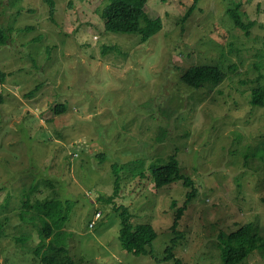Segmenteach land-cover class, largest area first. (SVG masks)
<instances>
[{
  "label": "rangeland",
  "instance_id": "1",
  "mask_svg": "<svg viewBox=\"0 0 264 264\" xmlns=\"http://www.w3.org/2000/svg\"><path fill=\"white\" fill-rule=\"evenodd\" d=\"M194 1L149 0L163 28L142 42L106 30L108 0H54L53 18L48 0H0V264H225L231 233L252 223L264 234V151H253L264 107L251 103L264 86V0H200L190 12ZM236 3L250 35L227 12ZM198 65L228 76L190 88L181 76ZM172 156L197 191L175 229L191 189L157 188L152 176ZM115 166L120 189L108 202ZM46 200L73 207L41 246L33 206ZM119 206L134 226H154L151 254L122 247ZM238 264H264V254Z\"/></svg>",
  "mask_w": 264,
  "mask_h": 264
},
{
  "label": "trees",
  "instance_id": "2",
  "mask_svg": "<svg viewBox=\"0 0 264 264\" xmlns=\"http://www.w3.org/2000/svg\"><path fill=\"white\" fill-rule=\"evenodd\" d=\"M149 0H108V4L103 11L105 19V28L107 31L114 33H140L142 35V42H146L154 35L158 34L163 28V21L161 17L150 18L147 13V3ZM200 0H195L190 12L198 5ZM50 3V16L54 17L55 2L48 0ZM241 5L239 3L233 4V8L227 12L232 19L234 25L245 31L246 35H250V28L254 23H245L241 12ZM7 33L5 29L0 28V45L7 43ZM228 73L220 66L198 65L190 67L182 76L181 81L188 87L193 89H200L205 83L211 82L217 85L226 80ZM7 74L0 70V82L4 83ZM251 103L253 106L264 107V86H257L252 91ZM57 111L64 112V105L57 107ZM258 146V145H257ZM253 149H262L264 151V139L261 140L260 145ZM264 156V152H263ZM135 163L143 164V161H135ZM130 163L125 164L122 168L127 169ZM115 174V192L114 195L107 199L108 202H114L117 196L119 185V168L114 167ZM152 176L157 188L172 185L174 182L181 180L185 187L191 190L186 195V201L183 207L179 208L175 217L174 229L176 228L182 213L187 208V204L191 202L197 195L194 181L192 178L182 173L181 167L175 156L171 160L160 166L152 167ZM26 207L28 203H25ZM172 206H176V201H173ZM34 209L39 215L43 216V228L41 230V246H45L46 240L54 235V228L62 230L65 222L68 220V215L72 211L73 203L69 200L65 204L60 200H46L37 202ZM120 211L121 229L119 233V240L122 247L136 256L151 254V247L154 241L158 238V232L150 223L132 224V214L128 208L124 206L116 207ZM50 220V221H49ZM63 234V231L60 233ZM172 246L167 249L169 255L165 258L170 260L173 257V250L175 248V239L172 240ZM52 249V246L49 247ZM64 250V248H61ZM223 257L225 264H238L246 260L252 253L261 252L264 254V234L261 233L260 228L248 223L240 227L237 231L231 233L223 240ZM40 256V249L36 251ZM41 262L43 264H55L56 259L52 256L42 255ZM180 264V261H176Z\"/></svg>",
  "mask_w": 264,
  "mask_h": 264
},
{
  "label": "bare ground",
  "instance_id": "3",
  "mask_svg": "<svg viewBox=\"0 0 264 264\" xmlns=\"http://www.w3.org/2000/svg\"><path fill=\"white\" fill-rule=\"evenodd\" d=\"M55 110H56V108H55ZM55 112H56V111H55ZM56 113H58V112H56ZM74 156H75V155H74ZM76 157H77V156H76ZM89 196H90V195H89ZM188 207H189V206H188ZM96 213H97V212H96ZM100 217H101V216H100ZM100 217H99V218H100ZM99 218H96V215H95V219H96V220H98ZM92 224H93V225H92ZM90 227H95V221H93V222L90 223ZM90 227H89V228H90ZM119 232H120V231H119ZM176 245H177V244H176Z\"/></svg>",
  "mask_w": 264,
  "mask_h": 264
},
{
  "label": "built area",
  "instance_id": "4",
  "mask_svg": "<svg viewBox=\"0 0 264 264\" xmlns=\"http://www.w3.org/2000/svg\"><path fill=\"white\" fill-rule=\"evenodd\" d=\"M101 216V213H98L97 215H96V218H99ZM93 225V224H92Z\"/></svg>",
  "mask_w": 264,
  "mask_h": 264
}]
</instances>
